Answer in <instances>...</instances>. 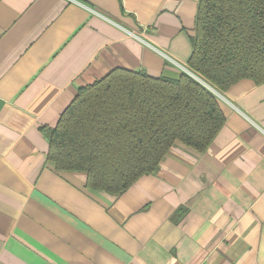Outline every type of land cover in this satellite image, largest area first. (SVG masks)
<instances>
[{
    "label": "crops",
    "instance_id": "1",
    "mask_svg": "<svg viewBox=\"0 0 264 264\" xmlns=\"http://www.w3.org/2000/svg\"><path fill=\"white\" fill-rule=\"evenodd\" d=\"M76 1L0 0V264H264V84L216 92L210 148L178 143L121 196L48 162L82 87L177 79L193 52L199 0Z\"/></svg>",
    "mask_w": 264,
    "mask_h": 264
},
{
    "label": "trees",
    "instance_id": "2",
    "mask_svg": "<svg viewBox=\"0 0 264 264\" xmlns=\"http://www.w3.org/2000/svg\"><path fill=\"white\" fill-rule=\"evenodd\" d=\"M192 43L185 67L195 78L119 68L82 87L47 130L48 162L121 196L178 143L205 153L225 124L215 92L243 79L264 84V0H199Z\"/></svg>",
    "mask_w": 264,
    "mask_h": 264
},
{
    "label": "built area",
    "instance_id": "3",
    "mask_svg": "<svg viewBox=\"0 0 264 264\" xmlns=\"http://www.w3.org/2000/svg\"><path fill=\"white\" fill-rule=\"evenodd\" d=\"M71 1H73V2H76L77 3V1L76 0H71ZM173 63L174 64H176L177 66H180L177 62H175V61H173ZM180 68H182L183 70H184V72H186L187 74H189V75H191L192 77H194L195 78V76L187 69V68H185V67H183V66H180ZM215 92V91H214ZM215 94H217L216 92H215Z\"/></svg>",
    "mask_w": 264,
    "mask_h": 264
}]
</instances>
